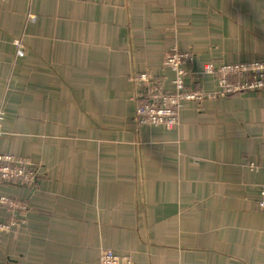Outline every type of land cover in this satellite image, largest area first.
Returning a JSON list of instances; mask_svg holds the SVG:
<instances>
[{
	"label": "crops",
	"instance_id": "crops-1",
	"mask_svg": "<svg viewBox=\"0 0 264 264\" xmlns=\"http://www.w3.org/2000/svg\"><path fill=\"white\" fill-rule=\"evenodd\" d=\"M173 49L194 54L191 88L215 90L197 77L205 65L264 59V0H0V154L47 174L0 184L25 206L0 264H96L101 249L134 264H264V92L187 103L174 130L141 127L135 79L171 81Z\"/></svg>",
	"mask_w": 264,
	"mask_h": 264
},
{
	"label": "built area",
	"instance_id": "built-area-1",
	"mask_svg": "<svg viewBox=\"0 0 264 264\" xmlns=\"http://www.w3.org/2000/svg\"><path fill=\"white\" fill-rule=\"evenodd\" d=\"M13 49L18 56L22 55L23 46L20 41L14 42ZM194 59V54L176 49L167 53L164 65L171 74V81L167 84L162 80H155L150 74H140L136 77L135 82L140 88L135 96L136 119L139 126L153 130H174L179 126L182 109L189 102L214 100L264 90L263 61L229 66L207 64L197 77H212L216 89L204 91L191 88L188 81L194 74L188 71V66L194 63ZM168 87H171L170 91L167 90ZM15 159L0 156V184H24L32 187L36 182L34 176L27 178L26 169L18 165ZM257 207L264 212V185L260 188ZM0 208H6L10 214L16 210L12 200L2 195H0ZM15 225L12 221L0 222V234L10 232ZM97 264H134V260L129 255L103 249Z\"/></svg>",
	"mask_w": 264,
	"mask_h": 264
},
{
	"label": "rangeland",
	"instance_id": "rangeland-1",
	"mask_svg": "<svg viewBox=\"0 0 264 264\" xmlns=\"http://www.w3.org/2000/svg\"><path fill=\"white\" fill-rule=\"evenodd\" d=\"M29 20L31 22H33L35 20V17L32 16V15H30ZM188 53H190V52H188ZM262 61L264 62V59H262V60H254V61H249V62H239V64H255V63H260ZM195 88H196V86L194 87V89ZM262 92H264V90ZM256 93H260V92L258 91V92H255V93H248V94H256ZM189 103H191V102H189ZM136 111H137V109H136ZM3 120H4L3 113H1L0 114V138L4 135L3 129H2V122H3ZM179 124H180V118H179ZM0 156L14 157V158H16L15 159L16 160V163L26 169V177L27 178H30L33 175L34 176L33 179L36 180V182L33 183V186L32 187L25 186L24 184H19L18 186H25V187H28L30 189H33L40 182V180L45 179L47 177V174L45 175L44 172H42L41 165H42L43 162L41 160L37 159L36 157H22V156H17V155L16 156H12V155H2V154H0ZM11 185H16V184H11ZM2 196H4V195H2ZM12 202H13V206L16 207V210H15V212L13 214H11V219L8 220V221H12V222H15L16 223V219H14L15 213L16 212L18 213V211L19 212L20 211H25V206L23 204H20V203L16 202V201H12ZM3 209H6V208H3ZM8 221H6V222H8ZM1 223H5V222H1ZM13 227H15V226H13ZM10 232H8V233H10ZM3 234H6V233H3ZM0 235H2V234H0ZM0 244H1V241H0ZM102 250L103 249L100 250V254H101V251Z\"/></svg>",
	"mask_w": 264,
	"mask_h": 264
}]
</instances>
